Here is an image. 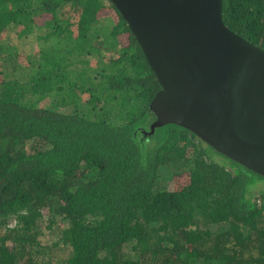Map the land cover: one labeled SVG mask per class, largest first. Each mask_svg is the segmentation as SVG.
I'll return each mask as SVG.
<instances>
[{
    "label": "trees",
    "instance_id": "1",
    "mask_svg": "<svg viewBox=\"0 0 264 264\" xmlns=\"http://www.w3.org/2000/svg\"><path fill=\"white\" fill-rule=\"evenodd\" d=\"M222 19L264 51V0ZM10 29L43 30L37 52ZM159 89L109 0H0V264H53L43 218L60 264H264V177L180 126L148 134Z\"/></svg>",
    "mask_w": 264,
    "mask_h": 264
},
{
    "label": "water",
    "instance_id": "2",
    "mask_svg": "<svg viewBox=\"0 0 264 264\" xmlns=\"http://www.w3.org/2000/svg\"><path fill=\"white\" fill-rule=\"evenodd\" d=\"M160 89L155 128L174 124L264 177V51L223 23L222 0H109Z\"/></svg>",
    "mask_w": 264,
    "mask_h": 264
},
{
    "label": "rangeland",
    "instance_id": "3",
    "mask_svg": "<svg viewBox=\"0 0 264 264\" xmlns=\"http://www.w3.org/2000/svg\"><path fill=\"white\" fill-rule=\"evenodd\" d=\"M40 22H42V20L40 19L38 24H40ZM105 25L107 26V21L105 22ZM109 32V30H105L104 33ZM43 30L40 29H35L30 35H28L27 37H23L20 40H18L16 38L14 29H10L7 30L5 33H3L1 35V38H4L2 40V42L4 44H11L14 45L16 47V49L19 50V52L22 54L20 56H30L32 54H35L38 50V42H37V35L42 34ZM107 34L105 35V37H103L104 41L107 39ZM24 54V55H23ZM24 67V66H23ZM20 71L17 72L18 76H19ZM30 70H28L27 68H23V71L21 73L22 79L24 80L26 78L29 77L30 75ZM73 94V92H71ZM84 98V97H83ZM216 159L221 160V161H226L227 160L215 153H211ZM163 180H166V176L165 174H162L161 177ZM168 180V179H167ZM166 180V181H167ZM168 185L170 188L173 187L172 182L167 181ZM263 182V181H262ZM254 186V185H253ZM13 220L10 222V226L13 225ZM48 222L46 218H43V220L40 222V229H39V236H38V240L41 243L42 246H46V247H50L51 248V253L49 257H44V259L47 260H51L53 262V264H60L61 260L65 257V252L63 249H60L59 247H52L53 244H55L57 242L58 239V229L56 228V226H53L51 228L47 227Z\"/></svg>",
    "mask_w": 264,
    "mask_h": 264
}]
</instances>
